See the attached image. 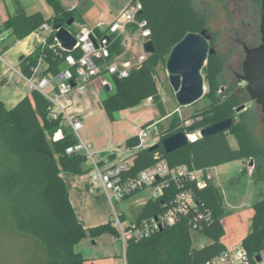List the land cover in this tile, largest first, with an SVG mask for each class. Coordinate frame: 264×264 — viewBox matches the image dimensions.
<instances>
[{
	"label": "trees",
	"instance_id": "1",
	"mask_svg": "<svg viewBox=\"0 0 264 264\" xmlns=\"http://www.w3.org/2000/svg\"><path fill=\"white\" fill-rule=\"evenodd\" d=\"M143 4L140 17L147 18L152 30V41L156 52L148 56L140 67L133 68L128 77L120 80L116 91L102 100V105L110 116L114 112L134 107L152 97L160 116L168 112L156 85L157 68L166 63L172 48L190 32H200L206 28L205 17L193 6V0H132ZM54 15L45 18L42 12L11 15L7 13L0 23V33H6L3 49L25 39L36 31L44 30V25L67 26L73 10L66 9L60 0H47ZM260 2V0H259ZM69 28V27H68ZM213 46V41L210 42ZM123 50L118 40L112 47V54ZM67 51L55 44L54 31L46 37L37 51L29 54L19 64L20 72L32 77L41 63L47 65L39 75H54L63 66ZM206 79L210 85L208 95L218 89V77L223 71L224 61L219 54L207 59ZM244 97L250 101L244 90ZM236 90L225 95L222 100L214 99L210 108L188 118L192 122L180 126L176 115L166 133L161 135L155 150L150 146L139 148L126 158L129 168L126 175L135 176L140 171L157 162L156 155L166 159L170 166L182 164L190 168L218 166L238 159L253 162V176L256 181L264 180V143L258 142L249 121V109L239 112L246 101ZM50 102L39 91L32 90L14 107L7 108L0 97V140L6 163L0 173V200L7 203L8 215L14 227L23 235L37 240L45 249V264H85L82 252L76 245L84 238L111 233L119 238L114 220L85 228L76 215L70 200L68 187L62 172L86 173L90 168L84 165L87 158L81 153L67 154L66 147L77 141L70 126L63 118L50 116ZM232 118V125L216 134L199 137L194 142L174 152L167 153L162 139L178 131L190 133V137L202 128L216 122ZM186 119V121L188 120ZM61 128L63 138L53 141V134ZM235 135L238 147L233 148L229 134ZM138 136L129 139L126 145L138 144ZM154 145V144H153ZM248 172V167L242 173ZM177 185L170 184L164 195L149 198L138 214V219L155 216L163 211L164 204L178 191ZM253 206L251 230L242 243L253 264H259L257 257L264 252V192ZM199 210L211 213V222L200 229L211 241L201 248H194L190 231L197 212L182 216L173 225L164 227L152 236L140 241L130 240L127 244L128 264H199L211 259L227 247L222 238L225 229L222 222L224 199L220 188L214 183L199 192ZM264 264V260H262Z\"/></svg>",
	"mask_w": 264,
	"mask_h": 264
},
{
	"label": "built area",
	"instance_id": "2",
	"mask_svg": "<svg viewBox=\"0 0 264 264\" xmlns=\"http://www.w3.org/2000/svg\"><path fill=\"white\" fill-rule=\"evenodd\" d=\"M143 12V4L140 1L130 2L120 14L108 23H98L96 26H81L72 32L77 39L73 50L67 51L62 68L52 78L48 75L35 77L37 68L32 77H26L29 91L41 92L50 102V116L54 119L63 118L65 124L71 127L77 141L66 147L67 154L81 153L86 156L87 162L95 171V177L101 184L104 192L113 204V200H122L147 186H152L153 191L150 198H158L165 194L171 183L179 189L173 197L164 204L162 212L155 216L142 219L135 218L125 223L122 213L114 210V225L119 232V240L122 243V260L119 264H128L127 244L130 240L140 241L152 236L164 227L175 225L179 219L191 212H197L192 220V229L200 231L206 223L211 222V213L199 210V192L214 183L216 180L215 166L205 168H190L186 164L170 166L166 159H158L152 166L143 169L135 176L126 175L129 168L127 156L133 149H139L147 144L152 133L159 134L158 122L146 124L138 135L139 142L130 147L122 144L107 152L109 157H121L118 161L102 166L96 152L90 143L84 141L80 135L83 121L78 117L70 116L60 103L61 97L68 96L73 90L84 91L90 81L101 78L104 86H116L114 77L120 80L130 75L133 68L140 67L151 54L146 51L144 45L152 40V30L147 18L140 17ZM44 28H49L44 25ZM55 32V30H53ZM6 36L0 33V60L4 59L3 45ZM120 40L123 50L118 54H112V47ZM55 44L63 49L54 35ZM139 46V48H138ZM64 50V49H63ZM3 51V52H2ZM10 69L16 70L11 63L5 61ZM17 71V70H16ZM107 78H103V76ZM1 81V77H0ZM152 102V97L144 100ZM148 104V103H147ZM247 109V108H245ZM180 111V108L177 109ZM201 137L197 134L195 139ZM63 130L59 128L53 134V141L63 138ZM126 156V157H125ZM249 163L248 172L253 174L254 166ZM199 264H253L244 247L240 246L226 248L219 255ZM262 264V262H259Z\"/></svg>",
	"mask_w": 264,
	"mask_h": 264
},
{
	"label": "rangeland",
	"instance_id": "3",
	"mask_svg": "<svg viewBox=\"0 0 264 264\" xmlns=\"http://www.w3.org/2000/svg\"><path fill=\"white\" fill-rule=\"evenodd\" d=\"M131 0H107L111 6L112 12L109 14L100 15V0H82L78 6H72L76 0H60L63 7L73 10L75 24L71 27L76 28V23H86L91 18H95L98 14L102 16V20L108 22L113 19L114 15L122 8H125ZM239 1V0H237ZM236 0H193V6L200 14L205 17L206 28L213 34V46L217 50L224 61V68L218 77V89L208 95L210 85L206 79L205 68L202 70L205 78V95L195 103L188 106H180L176 100L175 92L169 82V72L166 68V63L160 64L157 68L156 85L159 93L162 96L163 103L168 110L167 117L160 116L159 134L152 133L147 140V144L160 138L161 135L167 132L173 118L178 115L181 119L180 126L190 124L192 120L188 119L201 111L210 108L214 99L222 100L225 95L232 92V87L235 81V72L241 73L239 64V56L242 54L243 47L236 40L238 37H246L250 33V40L253 43L260 42L259 28H249L248 22L251 20L250 13L247 11V1L243 0V10H235ZM77 7V8H76ZM72 8V9H71ZM88 15V16H87ZM243 21L245 24H243ZM70 27V26H69ZM48 31V30H47ZM46 33V32H45ZM9 44V45H8ZM8 47L12 46V42H7ZM139 48V46H138ZM4 51V52H3ZM5 61L18 66L17 55L15 50H3ZM5 61L0 60V77L9 78V81L0 86V97L5 99L8 96H13V100L17 101L19 97L28 91L26 80L15 71L6 73L9 65ZM48 77L52 78L51 74ZM242 84V83H241ZM243 88V86H241ZM110 93L115 92V85ZM106 94V93H105ZM244 97V91H239ZM250 97V96H249ZM248 104L249 121L255 139L258 142L264 143V113L261 106L251 100H246ZM145 101L142 106H145ZM150 108H155L153 104ZM180 108V111L177 109ZM239 112L237 113L238 118ZM95 123L98 125L99 131L105 130L107 121L105 118L96 116ZM186 119H188L186 121ZM127 122L123 120L122 123ZM121 124V123H120ZM229 140L233 148L238 147V141L234 134H229ZM92 146V144H91ZM92 149L94 150L93 146ZM95 151V150H94ZM96 152V151H95ZM98 156V154L96 153ZM6 163V158L2 153V144L0 140V173ZM218 179L215 184L220 186L224 192L226 199V213L222 217V222L225 226V236L223 243L229 248L240 246L243 239L248 235L251 228V218L245 212L253 211V205L260 199L259 194L264 192V180L256 181L253 174L248 172L242 173L245 167L249 169L247 160L238 159L218 165ZM253 168V172H254ZM92 173V172H91ZM153 191L152 186H147L139 191L134 192L130 196L122 200H113L115 209L118 213H124L125 223L133 219L142 207V201L150 198ZM108 202V200H107ZM97 211L103 210L100 199H94L92 205ZM93 208V209H94ZM108 210H110L109 218L114 220V210L108 202ZM101 216H99V219ZM96 219V218H95ZM238 219V220H237ZM190 235L194 248H201L205 244L210 243V239L201 231L191 229ZM87 245L84 247L86 257L85 264H119L122 260L121 253L123 246L120 240L111 233H104L97 237H87ZM264 260V252L262 254ZM46 252L44 247L34 238L23 235L15 227L8 215L7 203L0 200V264H45Z\"/></svg>",
	"mask_w": 264,
	"mask_h": 264
},
{
	"label": "crops",
	"instance_id": "4",
	"mask_svg": "<svg viewBox=\"0 0 264 264\" xmlns=\"http://www.w3.org/2000/svg\"><path fill=\"white\" fill-rule=\"evenodd\" d=\"M80 1L82 0H76V2L72 6H78V3ZM130 2H132V0ZM128 4H126L125 8L128 6ZM125 8L120 9L118 13L114 15L113 19H115L120 14V12L123 11ZM111 9L112 8L110 4L107 2V0H100V6H99V10L101 12L100 15L111 13L112 12ZM36 11L42 12L45 18H50L54 15V10L49 5L47 0H0V23H2L7 13H10L11 15H19L23 13L32 14ZM102 16H99L98 14L95 18L89 19V21L86 23H83V24L76 23V28L73 29L71 26L75 24V18H74V23L69 27V30L72 32H75L79 27L84 26V25L93 27V26H96L98 23H108L113 20L112 19L106 22L102 20ZM52 31H53V28L49 26V28H46L41 31L33 32L32 34L27 36L25 39L17 41L14 44H12V46L8 48L6 51L8 50L16 51L18 66H15L14 64H12V66L17 71L14 69L7 68L6 73L15 71V72H18L22 76V73L19 70L21 56L25 57L37 51L38 48L45 42L46 37L49 34H51ZM4 35L6 36L7 32L4 33ZM46 67L47 65L45 63H41L39 67L37 68V72L34 76L36 78L40 77L39 73L43 72L46 69ZM105 77L107 78L106 75L103 76V78ZM6 79L8 82L9 78H6ZM106 87L107 86L103 85L101 78H95L88 83L87 88L84 91L75 89L68 96L60 98V103L63 106H65L68 114L73 117H78L83 121V126L79 131L80 135L84 141L92 144L94 150L98 154L97 157L99 158L100 164L102 166L110 165L118 161L119 159H121V157L107 158V152L109 150L115 149L122 144H126V142L129 139L138 136L140 133V130L146 124H149L151 122H160L161 120L158 107L153 101L152 102L145 101L146 103L145 106H142V103L144 102L143 101L134 107H129V108L114 112L113 117L110 116L102 105V100L106 98L107 96H109L110 94H112V93L108 94L109 92L107 91ZM115 91H116V86H115ZM29 93L30 92L23 93L21 97L17 99V101H14L12 98L13 96L11 95L6 97L5 99H3L4 97L1 99L3 100L7 108H12L23 97H25ZM151 104H153L155 108L153 109L150 108ZM96 116H99L100 118L101 117L105 118V120L107 121L108 126H106L105 130L99 131L98 126H97L98 124L95 123V119L97 118ZM123 120H127V122L122 123ZM158 139L159 138L155 139L154 141H151L149 145L151 146L155 144L158 141ZM135 151H137V149H133L131 153L126 156L127 157L130 156ZM84 166L86 168H90V170L87 171L86 173H74V172L65 171L61 173V176L64 179L68 187L70 200L76 212L78 220L85 228H89V227H93L96 225L107 223L109 220H113L112 218H109V214L111 212L110 210H108V202L112 206L113 210L116 211V209H115L114 203L112 204L107 194L104 192L103 188L101 187V184L96 179L95 171L92 168L91 164L87 162ZM218 167L219 166H215L216 180L218 179V176H219V172L217 171ZM215 181H214V184H215ZM218 187L220 188V191L224 199V208H225L224 215H225L226 199H225V195H224L222 188L220 186ZM259 198L261 199V196ZM94 199L101 200V205H103V210L97 211L92 206L94 203ZM148 199H145L142 201L143 202L142 207L148 201ZM138 214L133 219L137 218ZM245 214H247V216L248 215L250 216L251 225H252V217L254 214V209L252 213L250 211L249 213L245 212ZM99 216H101L100 219H99ZM122 218L123 219L125 218L124 213H122ZM224 229H225V226H224ZM225 233H226V230H225ZM223 238H222V241H223ZM87 241H88V238H84L76 245V249L82 252L84 257H85L84 247L87 245L86 244ZM225 246L229 248V246L227 245Z\"/></svg>",
	"mask_w": 264,
	"mask_h": 264
},
{
	"label": "water",
	"instance_id": "5",
	"mask_svg": "<svg viewBox=\"0 0 264 264\" xmlns=\"http://www.w3.org/2000/svg\"><path fill=\"white\" fill-rule=\"evenodd\" d=\"M262 14L260 23L261 42L258 46L246 47V56L243 61V75L241 80L246 83V91L252 101L261 106L264 113V0L261 4ZM74 23V17L67 21V26L56 24L53 27L54 35L65 51L74 49L77 39L69 30V26ZM212 33L207 28L200 32H190L179 41L171 50L166 61V68L169 72V82L173 88L176 100L180 106H188L205 95V78L202 70L210 55L217 53L215 46H211ZM146 51L156 52L155 44L152 40L144 45ZM23 59L21 56L20 60ZM116 87L120 85V79L115 76ZM7 79L0 81V86H4ZM111 90L110 86L106 87ZM245 105L238 108L242 111ZM233 123L232 118L216 122L210 126L202 128L199 133L201 137H207L220 131L228 129ZM190 140L185 131H178L162 139V144L167 153L174 152L189 144ZM157 144L151 145L150 149L155 150ZM254 163L251 162V165ZM263 257L258 256L257 261L262 262Z\"/></svg>",
	"mask_w": 264,
	"mask_h": 264
},
{
	"label": "flooded vegetation",
	"instance_id": "6",
	"mask_svg": "<svg viewBox=\"0 0 264 264\" xmlns=\"http://www.w3.org/2000/svg\"><path fill=\"white\" fill-rule=\"evenodd\" d=\"M241 1H243V0H239V1L235 2V10L236 11H238V10L241 11V9L243 10V2H241ZM261 4H262V0H260V2H259V0L247 1V11L250 13V16H251V20L248 22L249 28H259V30H260V23H261L260 19H261V14H262ZM243 24H245L244 21H243ZM250 36L252 37V35H250V33H249L248 36H246V37L236 38L237 42L239 44H241L243 47L242 54L244 55V57L242 58V57H240V54H238L239 64L241 63V66H240L241 73L235 72V78H234L235 81L232 85V87L234 88V90H236L237 93H239V91L246 90V83L241 80V76L243 75V61H244L245 56H246V47H248V48L256 47L261 42V36H260V42L259 43H253V42L249 41L251 39ZM212 41H213V34H212V39L210 42H212ZM241 86H243V88H241ZM244 105H245V108L248 109V104L244 103Z\"/></svg>",
	"mask_w": 264,
	"mask_h": 264
},
{
	"label": "bare ground",
	"instance_id": "7",
	"mask_svg": "<svg viewBox=\"0 0 264 264\" xmlns=\"http://www.w3.org/2000/svg\"><path fill=\"white\" fill-rule=\"evenodd\" d=\"M197 137V134L192 135L190 138L195 139Z\"/></svg>",
	"mask_w": 264,
	"mask_h": 264
}]
</instances>
